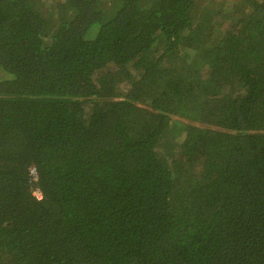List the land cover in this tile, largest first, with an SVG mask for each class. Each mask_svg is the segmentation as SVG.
Wrapping results in <instances>:
<instances>
[{"label":"trees","instance_id":"1","mask_svg":"<svg viewBox=\"0 0 264 264\" xmlns=\"http://www.w3.org/2000/svg\"><path fill=\"white\" fill-rule=\"evenodd\" d=\"M0 264H264V0H0Z\"/></svg>","mask_w":264,"mask_h":264},{"label":"built area","instance_id":"2","mask_svg":"<svg viewBox=\"0 0 264 264\" xmlns=\"http://www.w3.org/2000/svg\"><path fill=\"white\" fill-rule=\"evenodd\" d=\"M32 174L35 176L36 173H35L34 170L32 171ZM35 195H36V197H37L38 199H41V194H40L39 191H36V192H35Z\"/></svg>","mask_w":264,"mask_h":264}]
</instances>
